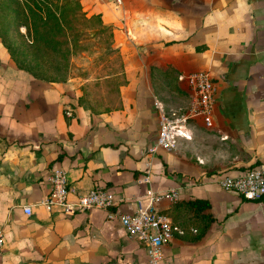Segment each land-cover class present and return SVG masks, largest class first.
<instances>
[{
	"label": "crops",
	"instance_id": "1",
	"mask_svg": "<svg viewBox=\"0 0 264 264\" xmlns=\"http://www.w3.org/2000/svg\"><path fill=\"white\" fill-rule=\"evenodd\" d=\"M80 1L122 36L123 81L117 99L95 112L78 100L72 77L20 76L14 64V76L0 75L3 84L26 85L21 99L2 94L12 109H0V264H146L143 243L120 215L170 189L176 196L154 199L153 207L184 233L164 245L160 264H264V198L218 182L264 165V0ZM199 68L217 84L214 126L191 120L190 138L152 151L155 101L166 108L186 102L178 74ZM55 165L65 169L70 200L99 186L112 197L108 208L45 210L40 201ZM194 199L208 206L196 209L188 203Z\"/></svg>",
	"mask_w": 264,
	"mask_h": 264
},
{
	"label": "built area",
	"instance_id": "2",
	"mask_svg": "<svg viewBox=\"0 0 264 264\" xmlns=\"http://www.w3.org/2000/svg\"><path fill=\"white\" fill-rule=\"evenodd\" d=\"M120 1V0H116ZM178 78L185 83L189 92V99L185 107L166 108L156 100L159 127L152 151L163 149L173 150L180 137L192 136L189 127L190 120L200 119L206 127H213V115L216 106L217 84L206 69H194L178 74ZM71 114L70 110H66ZM50 187L40 203L45 210L58 209L65 214H73L92 207L108 208L111 195L99 186L77 195L70 200V186L65 169L55 165L49 176ZM219 184L226 190H234L245 198L261 199L264 196V165H254L237 175L223 174L218 177ZM176 190L170 189L158 194L154 199L163 196L174 198ZM140 205L132 213L120 215V221L129 236L140 240L146 253V264H160L163 247L175 232L184 233L183 227L175 223L169 214L153 207V200ZM26 213L31 212V205H23ZM113 212L109 211L108 217ZM195 230V229H193ZM4 232L0 228V254L2 252Z\"/></svg>",
	"mask_w": 264,
	"mask_h": 264
},
{
	"label": "trees",
	"instance_id": "3",
	"mask_svg": "<svg viewBox=\"0 0 264 264\" xmlns=\"http://www.w3.org/2000/svg\"><path fill=\"white\" fill-rule=\"evenodd\" d=\"M94 17L105 27L100 14H87L80 0H0V41L18 68L44 81H64L69 76L74 45ZM122 66L112 73L118 74ZM115 75L110 79L112 102L117 99L118 84L123 81ZM83 93L78 100L86 99ZM88 106L95 112L101 109ZM188 203L196 209L208 206L206 200Z\"/></svg>",
	"mask_w": 264,
	"mask_h": 264
},
{
	"label": "rangeland",
	"instance_id": "4",
	"mask_svg": "<svg viewBox=\"0 0 264 264\" xmlns=\"http://www.w3.org/2000/svg\"><path fill=\"white\" fill-rule=\"evenodd\" d=\"M102 27L101 23L97 22L94 17L91 19V25L86 28V32L79 35L77 43L74 45L75 50L74 54L71 56L69 76L67 77V79L72 77L71 80H73L74 84L72 88L79 87L81 92L84 91L83 94L86 95V99L80 101H84L85 104L93 105L96 108L105 107L106 104L111 101L110 93L108 94L107 90L108 87H111V84L102 80L101 76L118 71L122 64L121 53L119 52L120 49L117 45L118 42L122 40V36L118 34L115 35L111 25L105 24V27ZM21 30H24V28L21 27ZM10 33L14 34L13 30H11ZM7 54L6 49L0 41V75L3 74L9 77L16 74L13 73L15 68L12 70L13 66L16 64ZM11 64L14 65L12 66ZM17 74L21 76L30 73L19 68ZM115 76L117 80H121L122 75L120 73ZM21 85L22 84L19 83L3 84L0 80V109H5V112H11L12 107L6 109L4 102H8L7 97L2 94L13 92L14 97L21 99V96L26 92V85ZM80 95L81 93L79 96ZM49 96L53 101H56V91L50 92ZM21 101L22 100H16V102L19 103H21ZM187 102L188 98L186 102L176 99L173 101L174 104H170L168 107H185ZM60 108L65 116L71 115L66 113L68 107L65 108L60 106ZM182 138L180 137L178 141L182 140Z\"/></svg>",
	"mask_w": 264,
	"mask_h": 264
}]
</instances>
